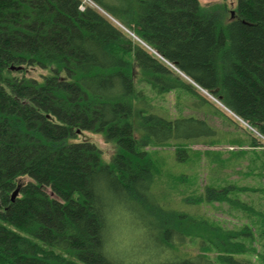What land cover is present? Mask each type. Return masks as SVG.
I'll return each instance as SVG.
<instances>
[{"label":"trees","instance_id":"trees-1","mask_svg":"<svg viewBox=\"0 0 264 264\" xmlns=\"http://www.w3.org/2000/svg\"><path fill=\"white\" fill-rule=\"evenodd\" d=\"M92 1L106 14L0 0V264H253V226L161 200L150 148L184 161L216 130L147 88L213 104L199 86L264 137V0ZM205 189L188 201L252 209L233 185Z\"/></svg>","mask_w":264,"mask_h":264},{"label":"rangeland","instance_id":"rangeland-1","mask_svg":"<svg viewBox=\"0 0 264 264\" xmlns=\"http://www.w3.org/2000/svg\"><path fill=\"white\" fill-rule=\"evenodd\" d=\"M225 1L231 5L235 0ZM201 3L208 5L209 0H201ZM199 90L213 104L201 103L199 98L177 91L158 96L147 88L153 103L164 111L167 109L172 116L194 115L205 118L216 130L213 136L186 143L189 157L184 161L177 158L174 146L150 148V151L155 153L152 156L161 170L157 188L168 192L165 198V192L160 193L161 200L170 201L171 207L185 212L202 213L222 223L226 228H239L246 224L253 226V246L257 248L258 253H250L248 257L253 260V264H264V138L249 127L247 129L242 122L232 120L226 114L228 110L200 88ZM253 138L256 139L255 146H251ZM174 143L177 145L176 141ZM243 150L244 153H234ZM227 185L235 186V189L230 191L232 199L239 200L252 209H245L230 202L204 200L200 205H196L188 201L197 194H203L207 187L220 188Z\"/></svg>","mask_w":264,"mask_h":264},{"label":"bare ground","instance_id":"bare-ground-1","mask_svg":"<svg viewBox=\"0 0 264 264\" xmlns=\"http://www.w3.org/2000/svg\"><path fill=\"white\" fill-rule=\"evenodd\" d=\"M84 3H88V4H90V5H92L93 7H96L97 9H99V10H102V11H104L100 6H98L96 3H94L92 0H84ZM92 3V4H91ZM82 10H84L85 9V6L82 4L81 5V7H80ZM117 22V21H116ZM117 23H119V22H117ZM230 111V110H229ZM231 113H233L232 111H231ZM234 114V113H233ZM238 117V116H237ZM247 127H249V128H251V126L248 124L247 125Z\"/></svg>","mask_w":264,"mask_h":264},{"label":"water","instance_id":"water-1","mask_svg":"<svg viewBox=\"0 0 264 264\" xmlns=\"http://www.w3.org/2000/svg\"><path fill=\"white\" fill-rule=\"evenodd\" d=\"M209 1H216V0H209ZM102 11V10H101ZM102 12H104L105 13V11H102ZM106 14V13H105ZM184 75V74H183ZM194 83V82H193ZM195 84V83H194ZM197 86V85H196ZM197 87H199V86H197ZM20 194V188L19 187H17L14 191H13V193H12V200L14 201L17 197H18V195Z\"/></svg>","mask_w":264,"mask_h":264}]
</instances>
